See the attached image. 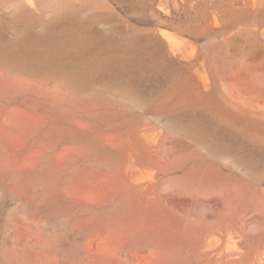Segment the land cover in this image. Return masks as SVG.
Here are the masks:
<instances>
[{
  "label": "rangeland",
  "instance_id": "1",
  "mask_svg": "<svg viewBox=\"0 0 264 264\" xmlns=\"http://www.w3.org/2000/svg\"><path fill=\"white\" fill-rule=\"evenodd\" d=\"M1 107L20 113L0 174L21 194L0 185V264H122L90 241L149 242L131 184L143 169L181 201L222 196L220 216L240 223L221 237L218 217L197 222L206 205L190 221L158 204L160 242L191 264H264V0H0ZM24 155L30 170L12 172ZM95 174L111 180L99 207L77 199Z\"/></svg>",
  "mask_w": 264,
  "mask_h": 264
},
{
  "label": "bare ground",
  "instance_id": "2",
  "mask_svg": "<svg viewBox=\"0 0 264 264\" xmlns=\"http://www.w3.org/2000/svg\"><path fill=\"white\" fill-rule=\"evenodd\" d=\"M89 97L90 99H94V98L95 99L101 98L105 100L110 99V96L108 94L101 92V91H97V90L92 91L89 94ZM86 101L83 100L82 102L77 97L74 100L75 105H84L86 104ZM17 114H20V113H17ZM17 114H16V110H13V109L10 110L7 107L0 108V140H9L11 144H17V145L21 143L18 137H16L13 134L14 121H15V117ZM27 118H28L27 113H24V119L27 120ZM108 137H109L108 139L110 140V136ZM106 138H107V135H106ZM17 145L14 147L18 148ZM63 156L64 155L61 152V154H59L58 156V159L61 161ZM20 160L21 161L12 160L10 170L15 173L18 171L27 173L30 170V161L28 160L26 155H24ZM127 171H129V169H127ZM130 172L132 171L130 170ZM140 172L142 175H138V176L132 175L131 176L133 177L132 178L133 181H131L132 182L131 184L135 187V191H136L134 195L135 198L138 199L140 202H142L141 206L145 212V214H143L144 221H142V224L145 229H148L149 231L152 232L151 239L149 240L147 244L145 245L140 244L139 246L134 247V248H128L125 244L112 245L113 248H111L106 238L98 236L94 239L91 238L92 239L90 241L91 248L94 247L95 245V249H91L92 251L99 252L101 254L103 253L105 255H112L113 257L119 259V261L122 264H191L188 262L187 258L183 254H181L179 251L175 250L170 245L160 242L157 239L155 233L158 228V214L156 213L158 204H164L166 207L171 208V210L177 211L178 214L182 216H187L190 219V221H193L191 220L192 206H194L196 203L204 204L208 207V212L204 214L197 221L198 224H201L202 222H206V224H211L213 222V219L215 217H218L217 220L219 221V224L214 229L215 230L214 232L217 233L218 236H221V237L229 236L230 238H233L235 234H238V232H240V230L236 231V229H240V228H237L240 226L239 222L235 223L232 219L227 220L226 218L220 216L221 211L223 210V207L225 204V200H226L222 196L205 195L203 196V198H199L196 200L185 198V199H182L183 201H181L180 199H177V197L173 194V191L162 192V193L158 191V189L156 188V177H157L156 171H153V170L150 171V170L143 169ZM110 182H111L110 178L104 174H95L89 179L82 180L80 183H81L83 191L80 194V196L77 195V197H79L77 199L93 207L101 206L103 202L106 201L110 197V194L112 191ZM0 185L5 191V193L8 195L17 197V195L21 194V192L17 190L15 185L13 184L11 185L6 182L5 177L2 174H0ZM66 193H67L66 190L61 189V195L59 194V197H63ZM74 198H76V196ZM41 209L42 208L39 204L36 206L31 204L29 211L31 213H39ZM187 212L189 214H186ZM250 216L254 217L255 214L250 215ZM246 220L244 223H241L243 229L246 227L245 224L250 223L252 221V218L248 216V219L246 218ZM233 227H235V229ZM71 228L82 233L84 236V235L91 234L96 230V223L82 222V221L74 222L71 224ZM249 228L250 227H248V229ZM218 241H219V238L217 239L216 243ZM243 241L242 243L244 244ZM247 241L248 240H246V243H248ZM240 243H241L240 241L239 242L233 241L232 247L226 246L225 250L221 253L220 258L224 257L227 260L226 261L227 263L232 262V260L236 257V255L240 253L238 251V249L240 248L238 247ZM244 247H245V244H244ZM72 249L73 247L66 251L63 250V252H65L64 253L65 255L69 256L72 253ZM242 250L243 248L241 249V251ZM64 259L66 260V257Z\"/></svg>",
  "mask_w": 264,
  "mask_h": 264
}]
</instances>
